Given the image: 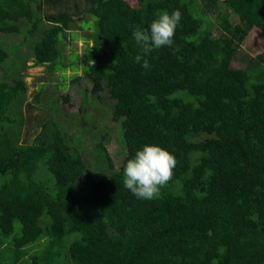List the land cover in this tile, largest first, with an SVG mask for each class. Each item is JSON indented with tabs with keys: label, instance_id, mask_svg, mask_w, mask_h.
<instances>
[{
	"label": "trees",
	"instance_id": "trees-1",
	"mask_svg": "<svg viewBox=\"0 0 264 264\" xmlns=\"http://www.w3.org/2000/svg\"><path fill=\"white\" fill-rule=\"evenodd\" d=\"M138 3L0 0V33L19 34L27 20L28 34L40 36L34 63L50 72L63 62L67 32L86 14L97 18L91 47L100 46L85 51L83 72L93 98L107 92L112 100L125 149L117 170L105 136L94 141L103 166L92 175L84 147L54 119L22 144L15 110L28 86L21 75L0 77V264H54L71 235L65 257L73 264H264V53L232 67L253 28L264 40V0ZM44 5L57 12L42 14ZM176 9L182 18L173 46L145 57L133 27L148 28L158 11ZM137 55L151 67L136 63ZM8 57L0 47V70ZM145 144L177 160L172 180L152 200L123 186L126 161ZM17 223L20 235L6 242Z\"/></svg>",
	"mask_w": 264,
	"mask_h": 264
},
{
	"label": "rangeland",
	"instance_id": "rangeland-1",
	"mask_svg": "<svg viewBox=\"0 0 264 264\" xmlns=\"http://www.w3.org/2000/svg\"><path fill=\"white\" fill-rule=\"evenodd\" d=\"M130 7L137 8L138 0H124ZM220 8L227 11L223 5ZM49 12H57L54 8H46L42 14ZM214 14L209 13V19L212 28L215 30L217 25L214 22ZM86 20L72 27V31L67 32V36L61 40L64 52L57 68L50 72L45 66H37L34 63V47L39 39V35L31 36L28 34L30 23L27 20L20 21V33L7 35L0 33V47L9 53V57L4 62L0 77H5L6 72L9 75L8 81L12 82L18 75L25 79L28 92L27 99L23 104L18 105L15 110V116L20 122V138L22 144H31L41 131L42 125L54 119L60 123L63 130L71 139V143L77 141L83 146V155L88 164L90 174L97 175L102 169V162L97 161L98 152L95 151V142H101L105 136L107 144L106 148L114 163V167L118 170L122 165L125 155V149L121 141V124L112 119V105L107 92H103L99 98H93L91 95V84L85 73L86 61L84 58L85 51H96L92 49L97 40V18L93 15L86 14L83 16ZM233 23H238V18L231 16ZM49 24L45 21L41 23V28H47ZM92 39L85 40L84 37L90 36ZM95 42V43H94ZM61 47V45H60ZM87 47V48H86ZM86 48V49H85ZM264 53V40L260 31L253 28L242 46L240 47L233 63L234 68H245L250 58ZM73 54V55H72ZM59 61V62H60ZM81 76L79 81H75L76 76ZM16 76V77H15ZM88 96L85 102L84 97ZM68 100H65V99ZM37 99V101H35ZM20 108V109H19ZM89 174V175H90ZM6 180L0 176V184ZM48 187V181L43 179ZM84 181L80 184L83 185ZM21 226L16 224L15 233L6 238V242L10 243L14 235H20ZM77 235L68 236L63 245L60 247L61 255L55 257L54 264H73L66 256V246ZM38 248L39 243L32 246ZM33 250H29L31 252Z\"/></svg>",
	"mask_w": 264,
	"mask_h": 264
},
{
	"label": "clouds",
	"instance_id": "clouds-1",
	"mask_svg": "<svg viewBox=\"0 0 264 264\" xmlns=\"http://www.w3.org/2000/svg\"><path fill=\"white\" fill-rule=\"evenodd\" d=\"M181 18L179 9L171 13L163 10L156 13V18L148 28L133 27V38L145 57L156 49L173 46ZM135 61L146 70L151 67L149 60L141 55H137ZM176 165V157L168 149L158 144H145L126 161L123 186L138 199L158 198L161 189L172 180Z\"/></svg>",
	"mask_w": 264,
	"mask_h": 264
},
{
	"label": "crops",
	"instance_id": "crops-1",
	"mask_svg": "<svg viewBox=\"0 0 264 264\" xmlns=\"http://www.w3.org/2000/svg\"><path fill=\"white\" fill-rule=\"evenodd\" d=\"M46 8H48V7H47L46 5H44V6H43V10L46 9ZM51 8H53V7H51ZM53 9H54V8H53Z\"/></svg>",
	"mask_w": 264,
	"mask_h": 264
}]
</instances>
